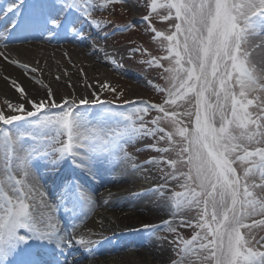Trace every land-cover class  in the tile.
Returning <instances> with one entry per match:
<instances>
[{"label":"snow or ice","instance_id":"snow-or-ice-1","mask_svg":"<svg viewBox=\"0 0 264 264\" xmlns=\"http://www.w3.org/2000/svg\"><path fill=\"white\" fill-rule=\"evenodd\" d=\"M121 3L128 0H103L99 7ZM65 5L87 16L94 10L93 0L71 5L65 0ZM54 7L50 0H29L24 15L18 16L13 4L4 11L12 14L10 24L18 33L53 31L61 27ZM145 7L143 20L165 52L147 61L163 69L164 85L154 86L162 94L159 103L141 101L143 106L130 112H88L79 106L104 104L98 94L57 103L49 90L46 98L28 97L29 109L6 102L0 110V264H49L31 240L53 242L60 255L77 245L86 256L94 251L90 237H65L52 223V206L31 172L34 156L55 155L57 162L70 158L85 167L102 158L139 170L142 166L127 152L139 138L153 139L148 148L161 154L144 162L163 174L146 194L164 201L173 216L183 210L197 213L194 224L179 221L198 229L190 239L178 234L172 220L153 230L176 234L177 258L171 264H264V0H146ZM153 17L173 23L157 30ZM136 27L132 22L122 30ZM102 87L116 92L111 85ZM17 91L25 95L23 87ZM25 138L37 142L26 146ZM68 194L95 206L74 184ZM55 264L73 262L65 257Z\"/></svg>","mask_w":264,"mask_h":264},{"label":"bare ground","instance_id":"bare-ground-1","mask_svg":"<svg viewBox=\"0 0 264 264\" xmlns=\"http://www.w3.org/2000/svg\"><path fill=\"white\" fill-rule=\"evenodd\" d=\"M52 11L54 10L52 9ZM125 11L129 16L126 23L142 19L141 16L137 15L136 8L128 7ZM11 15V13H4L0 9V35L6 38L0 39V110L6 109L7 103L24 104L25 108L29 109L28 97L33 100L46 98L49 90L53 93L57 103L61 102V98L76 100L78 103L81 98L93 99V93H96L100 100L105 102L104 104L80 105L79 108L83 110L84 107L91 109L100 107L96 110L97 112L104 108L108 109V107H113L109 109L114 110L115 107L130 104L128 101L132 103L145 101L138 95V91L139 89L148 90L151 83L126 65L132 56L128 49L119 45L112 47L114 44L107 32L101 30L96 24H92L83 17H77L76 35L65 34L57 28L53 31H41L39 28H33L25 33H18L10 24ZM9 33H11L10 37ZM5 43L7 44L6 47ZM21 65L26 67H21ZM30 69H36V71L32 72ZM13 81L16 82L15 85H13ZM104 84L111 85L116 89V92L103 88L102 85ZM20 87H23L25 95L17 91ZM106 93L108 94L106 95ZM117 93H123V96H117ZM111 95L114 96L111 97ZM111 99H116L118 102H113ZM109 101H111L110 104ZM17 123L20 124L21 122ZM116 163L109 164L101 158L94 160L90 167H85L76 162L71 174L74 175L75 179H79L85 187L88 186L87 188L92 189V186L89 185V176L94 177L98 182L110 183L109 175ZM37 165L40 172L46 166L45 164ZM43 174L42 185L45 186L43 193L46 200L49 191L57 188L59 184L54 182V177ZM57 175L61 177L62 172L55 173L53 176ZM51 178L53 179L51 180ZM93 194L92 199L97 204L100 194L96 191ZM113 204L125 207L133 205V202L130 197L121 196ZM93 208H88L84 213L74 217L71 223H67L65 218V220L59 218L58 213L60 211L58 213L55 211L51 214L52 223L63 232L65 237H68L69 231L81 228L84 218L93 213ZM165 210L166 205L161 200L151 206L150 212L143 208H136L129 212L124 211L125 213H122L123 210H118L115 211L112 220L108 218L105 212H99L95 214L93 221L98 226L110 227L117 233V240L120 244L111 245L112 248H110L115 251L120 260L124 258L122 250L131 245L130 241L134 242L135 245L144 246V249L135 252L136 257L142 259L147 250H150L154 255L159 251L154 245L153 239L145 232L146 230L142 226L137 230L132 222L146 220L151 216H161ZM70 236L73 239H78L83 234ZM36 249L43 252V259L49 264H54V260L50 257L52 253H55L54 256L58 257L61 262L64 261L65 257L69 261L73 259L71 256L73 250L65 248L64 255H60V250L55 247L53 242L36 241ZM79 249L81 247L76 246V252H80ZM83 252L85 253V250ZM79 254L83 255L82 252ZM124 261L128 260L125 259ZM85 262L86 264L94 263L91 254Z\"/></svg>","mask_w":264,"mask_h":264},{"label":"rangeland","instance_id":"rangeland-1","mask_svg":"<svg viewBox=\"0 0 264 264\" xmlns=\"http://www.w3.org/2000/svg\"><path fill=\"white\" fill-rule=\"evenodd\" d=\"M28 2L29 0H24V3L22 4H15L14 8H19V12H21L18 16L22 15L23 9L26 8V4ZM50 2L55 5L53 12L56 13L61 25V27H57V29L65 34L70 33L76 35L75 27L77 24V17H83L92 24H96L94 22H99V27L101 30L107 32L110 40L113 42L114 46L112 47H116L115 45L123 46L124 48L128 49L129 53H131V60H129L126 65L144 80H147L151 83V86L148 88V90L139 89L138 95L150 103L160 102L162 94L159 93L154 86L164 85L165 81L161 78L163 69L155 65H149L147 61L153 57L163 56L165 55V52L161 50L158 42L152 39V33L150 29H148L147 22L143 20V17L148 15L149 11L145 7L146 0H128V3L126 4H109L107 8L99 7V5L103 4V0H93L94 10L92 11L91 16L85 15V13L79 8H70L69 6L65 5V0H50ZM147 2L150 3V0H147ZM71 3L72 0H68V5H71ZM128 7L136 8L137 15L141 16L142 19L129 22H135L137 24L135 29L122 30L124 28L123 25L129 24L126 23L128 19L127 17L129 16L127 15V11H125ZM61 8H63V11H60ZM2 10L3 12H6L3 8ZM65 22L68 24L66 29L64 25ZM152 23L157 28V30H167L173 21L161 22L158 18L153 17ZM136 49H140V51H136ZM145 49H147V52L144 51ZM162 63L166 65L167 61H162ZM107 94L108 93H106V95ZM113 96L114 95H111V97ZM127 96H129L128 93ZM111 101H115L116 103L118 102L116 99H111ZM139 102L141 101H136L131 104H124L120 107H115L114 110L130 112L133 106H143ZM109 108L113 107H108V109ZM97 109L84 107L83 110H87L88 112H97ZM154 115L155 113L153 112L152 114L145 116V119L150 120ZM22 123L23 122L20 124ZM37 139L40 142H43L42 137L38 136ZM36 142L37 141H34L31 138H25L26 146H30ZM154 143L155 141L151 138H139L138 140L134 141L127 147V152L135 158L136 163L142 166L141 169L134 170L127 162L119 163V166H116L115 164L113 166L115 170L112 168L113 171L109 175L111 178L110 183H101L98 182V180H96L94 177L89 176V185L92 186V189H89L87 188L88 186L85 187L83 184H81L79 179H75L73 177L74 175L70 177L71 170H74L76 164V162H73L70 158H65L64 160L57 162L58 158L55 155H37L33 157L31 172L38 181V186L41 191L44 192L45 187L44 184L42 185L43 173L50 177H54V182L59 184L57 188L49 191L48 195L46 196L47 203L52 206V211L50 214L54 213L55 211H57V213L60 211L58 213L59 218L63 220L66 219L67 223H71V220H73L74 217L79 216L80 214L87 211L88 208H90L83 201H79L76 196L68 194V189L73 184L77 186L78 191L83 190L91 195V197L94 195V191L100 194L99 202L95 204L92 211L93 213L84 218L81 228L79 230L73 229L72 231H69V234L72 236L83 234L85 238L90 237L96 242L91 246L94 250L91 254L94 263L91 264H128L129 262L131 264H171V261L177 258L176 245L172 243V240L175 238L176 234L169 233L165 230H153L156 228H162L163 222L165 220H172L173 227H177L178 234L184 239H190L191 236L194 235L196 231H198V229L195 227L186 225L181 226L179 223L180 219L184 218L185 220H192L194 224V218L197 215L195 210H183L179 215L173 216L166 207L165 212H163L161 216H151L146 220H135L132 222L136 229L142 226L146 230L145 232L151 237V239H153L154 245L157 246L159 253L154 255L150 250H147L145 251L142 259H138L135 252L144 249V246L135 245L134 242L130 241L129 243L132 246H127L122 250L124 258H122L121 261L116 256L115 251L111 249V245L117 243L120 244V242L117 240V233L111 230L110 227L98 226L97 223L93 221L95 214L99 212H105L110 220L114 218V213L118 210H123L122 213H125L124 211L129 212L136 208H143L150 212L151 206L154 203L161 201L159 197L146 194L149 189L156 188L158 184L163 181V174L158 170V167L144 165L146 160L159 158L161 155L148 148L149 145ZM37 164H45L46 166L43 171L40 172L38 171ZM144 167H147L149 170L145 171ZM60 172H62L61 177L58 175L53 176L55 173L59 174ZM52 179L53 178H51V180ZM176 190L179 189L177 188ZM121 196L130 197L133 205L120 207L113 204V202L118 200ZM61 219L59 220L62 221ZM70 227L72 228L71 225ZM164 236L168 238L167 241L158 239V237ZM29 243L31 244L33 250L37 251L36 241L31 240ZM77 247L80 246L77 245ZM70 249L73 250L71 251V256H73V264H86L84 261H86L89 255H85L83 252L84 249H79L83 255L79 254L80 252L78 251L76 252V246ZM54 255L55 253H52L50 257L54 260L55 264V261L58 259V257ZM125 259L128 261L125 262Z\"/></svg>","mask_w":264,"mask_h":264}]
</instances>
